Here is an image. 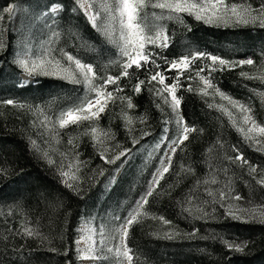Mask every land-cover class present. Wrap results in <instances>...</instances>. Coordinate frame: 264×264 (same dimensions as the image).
I'll list each match as a JSON object with an SVG mask.
<instances>
[{"label": "trees", "instance_id": "obj_1", "mask_svg": "<svg viewBox=\"0 0 264 264\" xmlns=\"http://www.w3.org/2000/svg\"><path fill=\"white\" fill-rule=\"evenodd\" d=\"M250 3L256 7L260 0H250ZM53 4L62 6L57 15H47L48 18L52 16V34L59 33V38L51 46L55 49L53 53L62 56L63 50L93 65L99 78L120 76L123 58L112 44L93 29L81 11H73L75 0H0V15H4L3 10L9 5H30L32 12L39 14L47 12ZM183 20L182 24L167 22L171 46L163 50V55L169 61L194 51L209 53L227 61L251 58L254 65L245 64L231 70H219L217 65V70L211 76L222 91L248 105L257 124L264 126V100L261 95L264 94V79H245L240 75L243 71L264 77V29L258 26L207 25L188 15ZM0 42L5 45L0 48V101L14 99L18 103L32 105L33 109L36 106L43 109V114H40L27 108L0 104V169L4 170V174L0 175V264H68V261L79 264L75 240L82 218L91 213L93 204L100 196H103L102 207L111 200L122 210L132 200L144 195L147 189L144 191L143 187L155 163L153 158L137 172H132L131 167L138 165L139 161L128 164L122 157L115 164H106L101 160L91 135L85 134L91 129L89 124L114 133V139L106 143L112 154L124 148L135 152L140 145L153 143L163 135V129L167 126L163 121L170 117L171 111L149 91V88L160 87L155 81L148 84L150 76L140 74L139 79L145 80L140 94L134 91L138 79L129 81L128 78H121L119 84L123 91L114 93V100L108 102L98 119L69 125L61 132L59 142L53 145L65 153L72 152L76 158L78 154L79 161L86 162L77 174L74 187L69 188L62 183L54 166L31 150L26 136L32 127V119H36L35 115L54 118L62 110L79 104L78 98L85 96V88L83 84L52 77H36L39 86L34 81L29 87H17L21 69L14 63L16 37L8 25L0 34ZM149 47L156 53L161 52L159 48ZM157 63L161 64L158 70L169 77L165 82L171 84L177 70L167 72L163 60L158 59ZM211 64V60H197L181 76L177 93L183 97L181 111L187 125L198 131L189 133L188 140L177 148L170 171L144 206L148 215L141 217L129 229L127 246L132 249L133 264H264V224L233 220L226 215L229 205L264 209V187L257 183L255 173H249V165L256 167L257 171H264V151H257L258 145L245 140L227 117L208 108L205 101L211 102L212 97L198 94L202 83L196 72L200 67ZM201 75H209L207 67ZM99 78L95 81L97 85L103 84V79ZM189 86L193 91L186 90ZM114 88V85L107 86L108 91ZM89 95L95 97V93ZM127 97L132 98L134 108L127 107ZM157 102L162 104L166 115L157 109ZM125 113L132 117L146 115L148 119L145 123L137 120L129 132L125 127ZM142 130L151 134L140 139L133 147V137L140 138ZM171 137L168 134V139ZM69 139L74 144H69ZM218 141L223 147L217 144ZM213 146L214 168H226L227 171H218L216 184H202L199 187L200 198L190 205L186 202V193L197 180L210 178L206 160L208 150ZM234 147L238 151H233ZM239 153L249 164L239 161L230 164L223 159ZM189 166L190 172L183 170ZM117 169L120 170L119 174L104 193L103 184ZM229 183L233 195H239L242 199H227L222 202L223 206L220 203L202 202L204 199L210 200L204 194L206 187L217 191L219 199L218 190ZM197 207L208 214L206 218H195L202 214L196 210ZM185 208H191L192 215L184 211ZM119 213L123 215L125 212ZM164 220L170 223H164ZM25 229H35L39 235L28 236ZM194 230L197 232L196 238L189 239L186 234ZM173 231L178 233L174 239L162 238L165 232ZM214 235L239 243L247 241L248 247L243 254L229 252L219 239L211 238Z\"/></svg>", "mask_w": 264, "mask_h": 264}, {"label": "snow or ice", "instance_id": "obj_2", "mask_svg": "<svg viewBox=\"0 0 264 264\" xmlns=\"http://www.w3.org/2000/svg\"><path fill=\"white\" fill-rule=\"evenodd\" d=\"M76 7L73 11H84V15L88 18L92 27L96 29L105 39L110 43L115 45L119 51L120 55L124 58L122 63V71L120 76H107L106 79L99 78L96 75L93 65L84 63L80 58L69 54L67 52H62V56L68 62V66L52 56L51 53L55 50L52 46L55 39L59 38V33L53 32L52 38L46 42V46H42V54L36 58H32L26 53H18L14 59V63L28 76L29 80L19 81L17 87L25 88L29 87L35 81L36 85L39 86V81L36 77H55L65 80L73 84L83 83L85 86V96L80 99L79 104L74 105L66 110H62L59 115L55 118L53 122L52 118L44 116L41 121V126L46 130L47 133L52 134V138L59 142V130L67 128L69 125H79L84 120H94L98 119L100 113H103L108 105L109 101L114 100V93L123 91L119 81L121 78H128L129 81L132 79H138L139 82L135 84L134 91L137 94L141 93V85L145 84V80L139 79L141 73L145 74L146 77L150 76L148 79V84L152 82H157L160 87L149 88L150 92H153L155 96L162 101L163 105H166L171 111V118L164 119L163 123L165 125H170L173 122L176 125L177 137L172 141L168 142V127L163 129V135L161 136L156 148L159 149L161 145L165 142L169 143V148L171 150V155L167 152L165 157H161L160 165L161 167L156 170V174L153 175V179L149 183L148 191L136 201L135 207L131 209L128 217L125 218L124 222L120 224L119 227H114L108 229L107 226L102 225L99 229L100 240L93 241L91 236H81L75 243L77 245L76 252L78 259H91L106 260L110 255H114L117 258V264H123L126 260L127 264H133L134 257L132 254V249L127 246V238L129 236V229L134 223L139 222V219L143 216H147L148 213L145 211L144 206L149 203V197H152L156 188L159 187L160 181L164 178L165 174L170 171L172 166V158L175 155L177 148L185 140H188L189 133L198 131L193 127H189L185 121V118L181 111V104L183 97L178 95L180 90V79L186 70L189 69L190 65L196 63L197 60H211V66L205 65L200 67L196 72V76L199 77L202 88L198 89V94L201 97H212L211 102L205 101L208 108L214 109L215 111L221 113L222 116L227 117L228 122L236 128V130L242 135V137L258 145L257 151H264V126L257 124L256 120L252 115V109L244 104L243 102L233 98L229 94L222 91L215 83L214 78H212L211 73L217 70V65H219V70L228 69L231 70L237 66L243 65H254V61L251 58L240 60V61H227L223 58L211 55L205 52L194 51L187 55L182 56L179 59H173L169 61L164 55L163 50L171 46V38L167 33V26L164 23H158L154 25H149L146 22L147 8L159 9L160 11L153 12L152 16L156 21H175L183 23V17L185 15L192 16L197 21H203L205 24L209 25H240L243 24L258 26L264 29V0H260L258 6L254 7L250 0H75ZM16 5H9L4 9V12L9 13L10 16L15 15ZM62 10V6L53 5L45 15L55 16L59 11ZM3 21V16L0 15V23ZM159 48L160 53L154 52L150 49ZM5 47V45L0 42V48ZM264 55V52H262ZM163 60V63L167 65L166 71L171 72L177 70V74L173 79L171 84L166 83V79L169 77L165 76L164 71L158 69L161 68V64L157 63V60ZM74 65V68L72 67ZM205 67L208 68L209 75L207 77L202 76L201 73L205 71ZM240 75L245 79H264V77H257L249 75L247 72H241ZM103 79V84L97 85L95 81L97 79ZM114 85L113 91H108L107 86ZM187 91H193V88L189 86ZM211 90V91H209ZM90 93H95V100L91 98ZM167 94V95H165ZM262 95V100H264V94ZM219 97L221 103H216L215 97ZM125 99V98H121ZM127 107L132 109L135 105L132 103V98L127 97ZM0 104L11 105L16 108L24 109L27 108L30 111H37L43 114V109L36 106L33 109L32 105H26L24 103H18L14 99H6L0 101ZM161 103L157 102L156 107L164 113V107ZM235 110V112L233 111ZM240 113V120L238 122L236 114ZM166 115V114H165ZM125 127L131 132L132 125L138 120L140 123H145L147 121V116L132 117L128 114H124ZM251 124V127L245 128V125ZM94 145H97L100 149L99 155L106 164H115L117 160H121L122 157L128 158L132 152V149L124 148L119 151L118 155H114L109 158L106 153L109 151L106 147L107 141L114 139V133L110 131H105L99 129L98 127H92L90 130ZM89 134V133H85ZM151 133L146 130H142V135L140 138L133 137L132 144L135 147L140 139L150 135ZM69 144H74L72 139H69ZM217 144L223 147L218 141ZM31 145L37 153H40L42 158H44L49 165H53L55 162L49 156V150H42L37 144L36 140H31ZM119 147V146H118ZM213 148L208 150V163L210 173V178H205L203 181L197 180L195 185L189 189L186 193V202L190 205H194L196 201L200 198L199 187L203 184L214 185L217 183L216 175L219 170L227 171L226 168L216 169L213 166ZM233 151H238L233 148ZM224 160H227L230 164H236L238 161L242 164H249L242 153L237 154L235 157L225 156ZM86 162L79 161L78 154L76 158V163H69L67 165L68 171H64V164L61 163L59 174L61 176L62 183L67 187L73 188L74 182L78 180V173L80 168ZM184 171H191V168L183 169ZM257 172V168L249 165V173L254 174ZM4 174V170L0 169V175ZM103 175V172H101ZM257 183L264 187V176L257 178ZM219 191V199H217V191L210 187L205 188V195L209 199H204L203 203H220L227 199H242L239 195H233L231 190V185L226 184L224 189ZM197 211H201L200 207H197ZM184 211L189 212L192 215L191 208H185ZM206 212H202L200 216H196L197 219H204L207 217ZM227 216H230L233 220H243L244 222H255L264 224V209L258 208H239L232 207L229 205ZM155 218V217H154ZM163 220V218L161 217ZM115 221H119L120 217H114ZM164 223H170L164 220ZM92 231H95L93 229ZM25 234L28 236L39 235L35 229H25ZM178 235L177 232H165L163 234L164 239H174ZM188 235L189 239H194L197 236L196 230ZM119 239L120 243L116 245L109 246L111 240ZM208 237H200V239H207ZM212 239H219L220 242L229 252L241 253L245 252L248 247L247 241L243 243L236 242L234 240L230 241L223 236L216 237L215 235L211 237ZM81 241L85 242V247L81 248ZM91 241V242H90ZM55 252V249H51ZM67 255V253H65ZM231 259V257H229ZM71 264V261H68Z\"/></svg>", "mask_w": 264, "mask_h": 264}, {"label": "rangeland", "instance_id": "obj_3", "mask_svg": "<svg viewBox=\"0 0 264 264\" xmlns=\"http://www.w3.org/2000/svg\"><path fill=\"white\" fill-rule=\"evenodd\" d=\"M53 5H55V4H53ZM53 5H50L48 7L47 11ZM80 11L83 14L84 11L83 10H80ZM145 11L147 13L146 22L150 26L154 25V24H158V23L167 24L168 21L159 22V21H156L154 19V17L152 16V13L154 11L158 13L160 11L159 9H152L149 7ZM3 12H4V10H3ZM45 13L46 12H41L39 14L33 13L32 9L30 8V5H25V6L24 5L23 6L22 5H16L15 15H13V16H10L9 13L4 12L3 21H2V23H0V34H3V31L5 30V28L8 25L9 28L11 29L12 33L15 35V37H16V54H15L14 59L16 58L18 53H26L27 55H30L32 58H36L37 56H40L42 54V46H46V42L49 41L50 38H52V32H51V25H52L51 18H52V16H51V18H48L45 15ZM86 20L90 24L87 17H86ZM201 22H203V21H201ZM207 25H209V24H207ZM213 26H216V25H213ZM220 26L225 27L224 25H220ZM229 26H245V25L233 24V25H229ZM247 26H253V25H247ZM94 30H96V29H94ZM98 33H100V32H98ZM113 46L116 48L117 53L120 54L119 49L115 45H113ZM51 55L55 56L57 59H60L61 62L65 65V67L68 66V62L66 61V59L63 58V56H59L53 52L51 53ZM123 60H124V58H123ZM240 60H245V59H239V61ZM72 67L74 68V65H72ZM39 77H44V76H39ZM19 78H20L19 81L30 79V77H28L22 70H21V73L19 74ZM52 78H55V77H52ZM55 79H59V78H55ZM60 80H62V79H60ZM63 81H65V80H63ZM81 84H83V83H81ZM83 87L85 88L84 84H83ZM202 87H203V84H202ZM209 91H211V90H209ZM215 98H216V103L222 102V101H220V98L218 96ZM92 99L94 101L95 97ZM233 111L235 112V110H233ZM59 113H57L55 115V117L52 118L53 122H55V118L59 115ZM235 114H236L237 120L239 122L241 114L240 113H235ZM35 116H36V119L35 120L32 119V123H31L32 127L29 129V131L27 132V136H26L27 140H28L29 147L31 148V150L35 151V149L31 145V140H36L37 144L39 145V147L42 150H49V147H51V150L49 151V156L55 162L53 164L55 170L59 172L60 165H61V163H63L64 164L63 170L68 171L69 169H68L67 165L69 163H72V164L76 163L75 154H73L72 152L70 154L65 153L63 151V149H61L60 147H54L56 144V140H54L52 138L51 133H47L46 130L41 126V121L44 119V117L43 116H37V115H35ZM169 118H171V115ZM88 123H90V122H88ZM89 125H91V128L94 127L92 123ZM167 127L169 129L168 134L172 135L171 139H168V142H170L177 137L178 133H177L176 125L174 122L170 125H167ZM244 127L245 128L251 127V124L245 125ZM62 131H63V129L59 130V133L61 134ZM89 134L91 135L90 131H89ZM91 138H92V135H91ZM160 138L161 137H159L153 143L140 145L139 148L137 149V151L131 152V154L128 158L123 157L124 162H128V164L129 163L133 164V162H136V161L140 162L138 165L134 166L133 168L131 167L132 172L139 171L141 166L147 164L148 161H150L151 159L154 158V161H155L154 170L151 173L149 179L146 181V183L143 187L144 191L147 189L146 192L148 191L150 181L153 179V175L156 174V170L161 167V165H160L161 157H165L166 152L169 155H171V150L169 148L168 142H165L163 145L160 146V148L162 147V149L157 154V152H158V150H160V148L157 149L156 145L159 142ZM95 146H96V150L98 152H100L99 147L97 145H95ZM105 146L108 147L107 144ZM38 154L42 158L41 154L40 153H38ZM106 154L110 155L111 157L114 155H118V153L112 154L110 151H108ZM42 159L45 162H47L44 158H42ZM102 161L104 162V160H102ZM119 169H117L114 172L113 176H111L103 184L104 193L107 192L109 190V188L111 187V185L114 183L116 176L119 174V171H120ZM262 176H264V171H257L255 173L256 179L259 177H262ZM142 196H140V197H142ZM140 197L132 200L131 203L125 209L121 210L120 208H122V207L119 208L118 206L114 205V201H111V200L106 203L105 207H102L101 202L103 200V196H100L99 199L97 201H95V203L93 204V208H91V213L88 214L87 217L82 218V220L80 221V223L76 229L77 237H76L75 242L81 236H91L93 238V241L98 242L100 240V235H99L100 227L102 225L107 226L108 229H111L114 227H119L120 224H122L124 222L125 218L128 217V214L131 211V209L133 207H135L136 201L139 200ZM119 212H125V213L123 215H119L120 214ZM117 216L120 217L119 221L114 220V217H117ZM93 229H95V231H92ZM119 243H120V241L118 238L113 239V240H111L109 246L116 245ZM85 246H86L85 242L81 241L80 247L84 248ZM76 248H77V245L75 243V249ZM78 260H79L78 261L79 264H117V258L114 255H110L108 257V259H106V260H97V261H94L91 259H78ZM123 264H127V261L124 260Z\"/></svg>", "mask_w": 264, "mask_h": 264}, {"label": "water", "instance_id": "obj_4", "mask_svg": "<svg viewBox=\"0 0 264 264\" xmlns=\"http://www.w3.org/2000/svg\"><path fill=\"white\" fill-rule=\"evenodd\" d=\"M83 15H84V12H83ZM85 16V15H84ZM86 17V16H85Z\"/></svg>", "mask_w": 264, "mask_h": 264}, {"label": "bare ground", "instance_id": "obj_5", "mask_svg": "<svg viewBox=\"0 0 264 264\" xmlns=\"http://www.w3.org/2000/svg\"><path fill=\"white\" fill-rule=\"evenodd\" d=\"M91 24V23H90ZM92 26V25H91Z\"/></svg>", "mask_w": 264, "mask_h": 264}]
</instances>
